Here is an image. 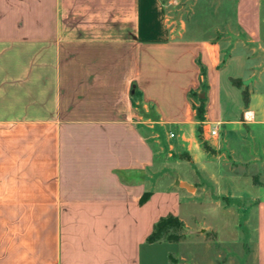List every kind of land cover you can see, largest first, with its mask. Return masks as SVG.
Wrapping results in <instances>:
<instances>
[{
  "label": "crops",
  "instance_id": "0c3cea01",
  "mask_svg": "<svg viewBox=\"0 0 264 264\" xmlns=\"http://www.w3.org/2000/svg\"><path fill=\"white\" fill-rule=\"evenodd\" d=\"M230 18L225 49L161 0H0V264H168L153 175L264 166V0Z\"/></svg>",
  "mask_w": 264,
  "mask_h": 264
},
{
  "label": "rangeland",
  "instance_id": "374dc122",
  "mask_svg": "<svg viewBox=\"0 0 264 264\" xmlns=\"http://www.w3.org/2000/svg\"><path fill=\"white\" fill-rule=\"evenodd\" d=\"M235 1L161 0L169 29L189 24L194 28L192 32L216 35L225 49L228 34L237 32L230 24ZM226 26L233 29H224ZM169 131L173 136L176 134L173 128ZM202 131L203 127L198 126V134ZM202 148L207 150L206 143H202ZM160 162L157 157L156 169ZM197 168L182 160L171 163L162 175H153L152 190L157 193L154 207L163 217L173 216L183 224V228L170 232L179 241L168 249L172 253L168 264H255L258 201L252 196L257 191L251 186L264 184V166L233 167L232 182L227 177L224 179L223 169L217 170L219 188L207 173L198 174ZM178 178L196 184L197 194L181 190L177 186ZM236 181L241 183L238 187Z\"/></svg>",
  "mask_w": 264,
  "mask_h": 264
},
{
  "label": "trees",
  "instance_id": "16d2710c",
  "mask_svg": "<svg viewBox=\"0 0 264 264\" xmlns=\"http://www.w3.org/2000/svg\"><path fill=\"white\" fill-rule=\"evenodd\" d=\"M244 100L246 102L247 97L244 95ZM197 120L202 121L203 109L202 107L196 108ZM199 131V129H198ZM183 228V224L180 220L173 216H167L160 218L153 227L151 235L147 238L149 243L158 242L160 240H165L166 242H178L179 239L172 235L170 232L173 230H178Z\"/></svg>",
  "mask_w": 264,
  "mask_h": 264
},
{
  "label": "built area",
  "instance_id": "2783aa9c",
  "mask_svg": "<svg viewBox=\"0 0 264 264\" xmlns=\"http://www.w3.org/2000/svg\"><path fill=\"white\" fill-rule=\"evenodd\" d=\"M210 135L211 136H215L216 135V131L215 130L210 131ZM170 137H173V134H170Z\"/></svg>",
  "mask_w": 264,
  "mask_h": 264
},
{
  "label": "water",
  "instance_id": "95a60500",
  "mask_svg": "<svg viewBox=\"0 0 264 264\" xmlns=\"http://www.w3.org/2000/svg\"><path fill=\"white\" fill-rule=\"evenodd\" d=\"M181 186L187 190H192V187L188 186L187 184H182Z\"/></svg>",
  "mask_w": 264,
  "mask_h": 264
}]
</instances>
